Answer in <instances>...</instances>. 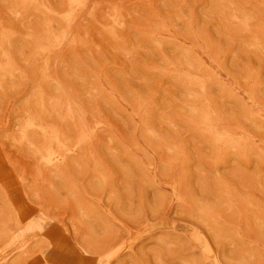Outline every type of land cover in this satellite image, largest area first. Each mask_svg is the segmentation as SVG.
Here are the masks:
<instances>
[{"label": "rangeland", "instance_id": "obj_1", "mask_svg": "<svg viewBox=\"0 0 264 264\" xmlns=\"http://www.w3.org/2000/svg\"><path fill=\"white\" fill-rule=\"evenodd\" d=\"M0 264H264V0H0Z\"/></svg>", "mask_w": 264, "mask_h": 264}]
</instances>
